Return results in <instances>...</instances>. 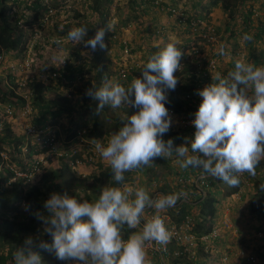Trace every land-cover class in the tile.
Here are the masks:
<instances>
[{"label": "clouds", "instance_id": "1", "mask_svg": "<svg viewBox=\"0 0 264 264\" xmlns=\"http://www.w3.org/2000/svg\"><path fill=\"white\" fill-rule=\"evenodd\" d=\"M87 33L86 27H76L68 32L66 39L93 52L98 46L106 47L104 28H98L94 36L86 39ZM252 40L253 35L248 33L242 37V42ZM131 51L134 55L133 49ZM26 52L29 59L39 57L37 53L32 54L29 47ZM218 54L227 55L225 45L219 46ZM182 55L175 43H167L150 56L141 68L142 76L134 78L127 87L105 78L102 86L85 91V96L98 102L96 114L106 105L113 109L122 105L138 109L130 116L121 117V126L106 142L93 139L95 152L110 167L112 179L122 186L102 187L94 202L84 199L83 195L77 199L67 193H51L43 205L47 214L34 213L43 225V232L51 236V243L26 238L23 246L13 254L14 264H43L36 248L53 253L58 260L72 259L78 264H151L147 246L154 242L166 248L172 235L161 213L167 209L171 212L177 201L188 195L183 191L167 194L162 190L165 194L153 199L143 187L123 183L125 173L152 167L156 158L168 159L175 154L181 168L200 169L203 172L197 174L206 175L205 179L214 177L232 188L240 185L239 177L244 173L263 179L264 173L260 175L261 169L257 166L264 159V66L235 59L233 70L226 76L217 69L211 72L215 73L212 77L215 82L197 90L201 103L193 114L192 126L181 127H193L194 135L184 137L185 144L174 146V138L167 141L162 138L167 132H178L179 129L171 127L173 121L165 102L168 99L166 93L177 86V77L187 69L191 70L187 65L179 72ZM6 82L5 86L10 88L8 79ZM182 111L188 113L179 112ZM183 134L187 136L188 133ZM188 144L190 147L186 146ZM182 173L177 177V184ZM203 189L207 195L206 183ZM156 190L161 189L154 188L151 193ZM260 190L264 191V184L260 185ZM28 207L25 205V210ZM147 208L154 209V214L146 219L139 231L124 239L121 229L125 225L137 229ZM220 215L223 218L222 213L217 217ZM215 223L217 226V220Z\"/></svg>", "mask_w": 264, "mask_h": 264}, {"label": "rangeland", "instance_id": "2", "mask_svg": "<svg viewBox=\"0 0 264 264\" xmlns=\"http://www.w3.org/2000/svg\"><path fill=\"white\" fill-rule=\"evenodd\" d=\"M50 4H56L57 12L56 14L60 13V15H55L53 19V23L50 25L51 30L54 29V24L56 19L60 16V21L65 18L66 12L65 9H71L72 14L74 15V11H80L81 13L85 14V18L83 17L84 23L87 26H90L95 32L98 28H102L100 24V17L97 15V13L92 12L90 8H88L90 0H48ZM148 1V0H146ZM162 3L165 5L163 8L160 9H154L150 10L148 13L144 12L143 8L144 5L137 6L136 3L133 0H114V2L108 6V13H107V25L110 27L117 26L120 32V35L117 39H119L117 42L108 39L107 37L104 38L106 47L101 49L99 46L97 47L96 52L97 54L94 58V56L87 57L88 61L85 65H81L85 70L86 73L84 75V79L80 81H74L71 87L68 89L70 92V95L72 96L74 102L76 103L73 112H65L63 115H61L59 118H56L55 120L49 119L47 121L48 125L52 128L56 127L58 129L59 134L62 136L64 141L69 142L71 136H79V138H76V141H82V142H92L89 140L88 136L86 134L89 132V129L92 126V122L87 120L90 119V111L92 109H96L98 102L93 101L90 97L85 96V91L91 87H97V82L100 83V86H102L105 77L102 80H98V65L99 63H102L103 60L100 59V56H103L107 54L106 57H104V60H107L108 55L112 49H114V46L116 47L113 51L115 53L114 59H108L107 63H110V65L115 68V66H121L122 63L126 61V55L123 53V47L122 42L124 39L128 42L129 47L133 49L134 56L138 59V61L145 62L146 59L150 58L151 55L156 53L155 48L152 47H158L163 48L167 43H175L181 44V43H187L186 46L187 49H197L198 55L200 56H211V53L215 52L214 55L216 57V54L218 53V48L221 44L225 45V51L227 53L226 56L219 57L222 58V60L218 61L220 64V67L222 70L221 75L226 76L227 73L230 70H233L234 63L233 61L235 59H241L244 62L248 63V57L249 54L252 52V50H255L258 53L264 52V37L258 38L256 37L257 31L261 27L260 25V19L264 23V0H254L255 5H260L259 8V16H252L250 19L249 13L247 12L249 3L241 4L239 3L236 6V13L235 18H231L229 14L225 12V9L221 6V4H214L211 2V0H203L202 2H198L199 0H186V3L184 4V0H161ZM249 1V0H248ZM246 1V2H248ZM239 0H237V3ZM208 3V4H207ZM175 4L181 8L182 6L187 7V10H185L184 7H182V10H185L187 12L190 11L192 13L193 11L198 13V11L206 13L207 19L205 22H208L209 24H214L218 26L221 30V36L219 38V41L217 43L213 44V50H209L211 45L207 42L201 40L198 33L192 32L190 28L184 27L182 25H179L177 21V14L175 16H171L169 13L168 8H170L169 5ZM240 10V11H239ZM239 11V12H238ZM195 14V13H194ZM240 15V16H239ZM239 16V17H238ZM110 17V18H109ZM236 19V20H234ZM99 20V21H98ZM98 21V24L96 23ZM215 21V22H214ZM248 21V22H247ZM95 22V24H93ZM85 26V25H84ZM98 26V27H97ZM112 26V27H113ZM111 27V28H112ZM49 28V30H50ZM234 29L235 36L233 37L230 35V30ZM48 30V31H49ZM109 30V29H108ZM47 31V32H48ZM245 33H248L250 35H253V42H242V37ZM60 34H64L62 30H60ZM92 35V36H94ZM118 35V34H117ZM89 35V37H92ZM115 39V38H112ZM224 39V40H223ZM112 42V44H110ZM69 46V47H68ZM61 49L57 52V55L52 56V52L49 51V48H47L44 52V57L40 59V65L43 64L42 68H39L38 64L34 63L33 71L40 72L41 74L37 73L40 76L43 75H49V70L53 66H58L60 57L63 55H72V51L74 48V45H69V41H66L64 45L60 47ZM29 50H32L33 53H38L36 51V48L29 47ZM13 51V52H12ZM11 54H9V62L19 60L23 57L27 58V52L24 49H15L12 50ZM87 53L91 54V49H87ZM60 53H63L62 55ZM66 53V54H65ZM102 53V54H101ZM74 56V55H73ZM110 56V57H113ZM200 56L192 58L191 61H189L188 66L191 69H195L198 72L201 71V69L204 66L202 61L199 59ZM59 57V59H58ZM94 61V69L88 68V63L91 64ZM100 59L99 61H97ZM82 63V62H81ZM259 66H264V63L260 61ZM89 69V70H88ZM20 75L25 76L24 73H20ZM4 76V77H2ZM0 78H2L1 85L4 87V89H7L5 86V83H7V79H9L8 76H5L4 73H0ZM113 75L108 77V79H112ZM178 78V83L175 88V90L168 91L167 97L170 92H174L177 95H180L183 92V89H181L183 83H186V85L192 84L191 82L192 78L190 77V73L187 71H184L181 73ZM189 83V84H187ZM127 87V85L125 86ZM191 87V86H189ZM188 87V88H189ZM197 87H199L197 85ZM205 85L200 87V89H203ZM64 91H66L64 88H62ZM186 90V89H185ZM68 92V91H66ZM184 93V92H183ZM54 96V93L51 91L48 94V98H52ZM12 97V96H11ZM85 98V100L83 99ZM81 99V100H79ZM1 108H0V135L6 134V126H9L13 131V136H18L20 139L22 138L23 133L26 131L27 124H30L33 120L34 116L37 114L36 112L39 111V108L37 109L36 106H34L33 103L31 104V112L25 113L24 106L22 107V104L17 102L16 99L8 97V100L1 101ZM10 108L11 112L8 113L6 109ZM124 109V108H123ZM120 111H107L106 114L102 117L104 124L108 127L112 126V128H109L111 133L118 131L119 127L121 126L120 121L121 117L125 115H132L138 110L136 108L127 107V109ZM106 107L104 108V111H106ZM34 111H36L34 114ZM127 114H124V113ZM119 117V123L116 122L115 118ZM86 118V119H85ZM115 129V130H113ZM178 130V128H177ZM184 131H169L167 134L172 135V138H174V146H180L182 144H185L184 137H193V136H186L183 133H188V129L184 128ZM192 132V131H191ZM110 133V132H109ZM108 133V134H109ZM110 133V134H111ZM174 135V136H173ZM110 136V135H109ZM108 136V137H109ZM70 138V139H69ZM74 138V137H73ZM84 140H83V139ZM107 140V139H106ZM24 144L21 148L22 155L17 154V148L15 149L17 145V141H13V145L3 143L4 151L1 152V155L4 156L6 159V163L9 164L14 169H17L19 171H22V166L19 164V161H23L24 163L28 164L30 163V157H29V151L31 150V146H33V143L27 136L23 139ZM66 142H64L65 145H68ZM72 142V141H70ZM15 146V147H14ZM59 146V145H58ZM190 147V144L186 145ZM15 149V151H14ZM39 153L35 154L32 158L33 159L36 156L42 157L45 159L46 163L44 167L41 169V171H32L30 168L28 170L25 169L24 171L31 170L32 175L27 177L26 180L23 179L22 184L19 183L10 185V183L19 182L16 181L17 179H20L21 176L17 175L14 178H11L7 184L5 185L8 187L7 191L16 192L18 191L19 194L25 195L27 191V187L29 185L38 184L41 185L42 178L44 173L49 172V178L47 180H43L42 183L44 186L47 185L46 181H51L53 177V171L57 170L60 165L59 162L55 159L52 154L44 150L42 148L38 147ZM264 160V159H262ZM103 165L102 169L107 168V164L102 160ZM32 163V162H31ZM3 164L0 165L2 167ZM88 164L83 163L78 168L71 169L70 173L68 175H65L64 178V186L67 187V189H70L75 185V182L79 179V177H85L83 176L88 175L89 173L95 174V171L100 169L97 165L94 166L92 169H89L87 167ZM264 168V166H263ZM22 169V170H21ZM257 169L260 170L262 167H260V164L257 166ZM95 170V171H94ZM182 170H185L179 166V163L177 162V158L175 154H173V157L164 159V158H156L154 160V165L152 167H145L142 170L131 172V173H125V180L123 183L129 184L134 187H143L148 194L154 191V188H159L167 194L172 193H179L181 191L187 192L186 190H181L180 187H178L177 184V177L182 172ZM99 171H97L98 173ZM197 172H203L202 170H197ZM51 173V174H50ZM90 175V174H89ZM19 177V178H17ZM26 177V176H24ZM242 180L240 181V185L236 188L229 187L226 185L223 181H219L216 183L221 189V192L217 193V197L220 200V203L218 205L219 212L224 214L229 210V216L231 217L232 221V228H226L224 225V219L222 216L217 217V226L220 228L221 233V239L223 243V250L226 252L228 251H236L239 249H249L252 253L255 255H258V249L261 247V243H263L264 239V232L261 231L260 234L258 233V230H256V226H260V224H264V220L260 221L257 219V214L253 213L251 208V203L253 200L258 199L260 196H262V193H259L260 190V179L257 175L256 177H251L249 175L241 176ZM21 181V179H20ZM109 178L106 176L101 177L98 184H100V187L104 186H110ZM122 185H119V187ZM84 187V185H82ZM215 187V186H214ZM74 189H77V187H73ZM80 198L81 195H83L84 199H87V197H90L89 201L94 202L97 200L94 194L87 191L83 193V189H79ZM188 193V192H187ZM193 196L196 197L197 194L195 192ZM264 193V191H263ZM47 197L50 196V191L47 193ZM198 197V196H197ZM264 201V200H262ZM25 205H28L27 202L24 200H20V205L17 210L19 215L21 217L23 216L27 221L31 223L30 227L34 228V232H40L39 233V239H44V241H47L48 243H51V236L47 235L43 232V225L40 221H38L34 214L30 213V207H28V210H25ZM193 212H196V208L194 211V208L192 207ZM171 213H172V209ZM43 212V211H41ZM86 219V218H85ZM0 253H8V250L3 245L0 247ZM43 264H66L69 262V260L61 261L55 258V255L53 253H49L48 251H43L40 255ZM206 262L208 264H242L238 257H232L228 261L222 262L218 259L217 256H211L206 257ZM7 264H14V260H10ZM196 264H200L199 262Z\"/></svg>", "mask_w": 264, "mask_h": 264}, {"label": "trees", "instance_id": "3", "mask_svg": "<svg viewBox=\"0 0 264 264\" xmlns=\"http://www.w3.org/2000/svg\"><path fill=\"white\" fill-rule=\"evenodd\" d=\"M12 0H0V55L3 54L4 58H9V54H11L12 50H15L19 47L24 48V50L28 49V40L30 39V35L25 33V31L22 28H19L18 25L14 23V20L10 17V10L13 9V5L11 4ZM18 3V10L20 12V9H23L22 14L26 11L29 10L30 13H32V18L34 21H38L43 15L46 10L49 9V5L51 8H57L56 4H49L45 0H16ZM91 2L88 5V8L92 12L97 13V15L101 18L100 19V24L101 27L104 28L105 30H108L107 27V13H108V6L111 5L114 0H90ZM145 1V0H144ZM239 0L237 3V0H211L212 3L214 4H221L223 9H225V12L229 14L231 18H235V13L236 11V6L241 3V4H246L249 3V7L247 9V12L249 13L250 19L253 16V14L256 13L254 12L255 8V1L254 0ZM200 2V1H199ZM144 7L143 10L144 12H149L150 10L154 9H160L163 8V3L156 4L152 0L145 1L143 3ZM236 11V12H235ZM240 11V10H239ZM238 11V12H239ZM66 16L60 21V16L58 19H56L55 24H54V29L51 30L50 25L54 22L52 19V23L49 25L47 32H45L46 36V41L44 44L40 43L39 41L34 45V48H36V51L38 52L37 57L39 60L44 57V51L49 48V51L52 52V56L57 55L58 51L61 49L60 47L65 44L68 32L76 27H81L84 26L88 29V33L86 36L87 38H90V36L94 35V30L90 28V26H87L84 23L83 17L85 18V14L81 13L80 11H74V15L71 12V9H65ZM184 14L191 19L193 16V13L187 12L184 10ZM60 15L54 14V16ZM21 16V14H20ZM198 16V15H197ZM240 16V15H239ZM238 16V17H239ZM199 17V16H198ZM201 17V16H200ZM207 17V16H206ZM205 17V18H206ZM110 18V17H109ZM236 20V19H234ZM99 21V20H98ZM98 21L96 23L98 24ZM248 22V21H247ZM95 24V22H93ZM260 25L261 27L257 31L256 37L262 38L264 37V23L260 19ZM98 27V26H97ZM217 35L221 36V30L218 26H215ZM115 32L111 33L110 31L108 34L114 37V40L118 41V36L115 37V33L119 31L118 27H115ZM60 30L63 31L64 34H60ZM230 35L233 37L235 36V31L234 29L230 30ZM111 37V38H112ZM106 38V37H104ZM60 40L61 43L57 44L56 41ZM224 40V39H223ZM122 42V47H124V42ZM253 42V40L251 41ZM69 44L75 45L73 42L69 41ZM77 45V44H76ZM82 45V44H81ZM83 46V45H82ZM81 47H75L73 51L75 54L77 51L84 53L87 51L86 48L80 49ZM90 49V48H88ZM72 51V54H73ZM13 52V51H12ZM62 55V53H60ZM66 54V53H65ZM92 54L94 52L92 51ZM63 55V56H67ZM79 57H81L79 55ZM216 58L218 60H222L221 57H219L218 53L216 54ZM34 59V57H33ZM149 59V58H148ZM146 59L145 62L143 61H138L136 63V67L134 70H131L130 72H127L128 74L124 77L123 74L121 73V68L122 66H115L113 68L110 63H108V68L105 66H98V80H102L104 77L108 78L113 75V79L115 82L120 83L123 86H128L131 81L132 77L138 72V67L141 69L142 66L148 61ZM67 62L65 64H62L61 60L59 62L58 66H53L49 70V75L51 77V83H46L43 79H40L37 73L41 74L40 72L32 71L30 76H35L31 79L32 82H29V85L33 89V96L30 97L31 103L36 106V108H39V111L36 112L34 111V114H36L31 121V124L37 126L39 129L44 130L47 126L48 123L47 121L49 119L55 120L56 118H59L61 115H63L65 112H73L74 111V106L77 102H74L72 96L70 95L69 88L73 84L74 81H80L81 79H84V75L86 73V70L81 66V63H79V60L74 58L73 55H69L66 57ZM248 63H252L256 66L260 65V61L264 63V52L258 53L255 50H252V52L249 54L248 57ZM39 68L43 67V64L40 65V62H37ZM208 65V63H206ZM204 63V68L201 69V71H197L195 69H187V71L190 73V77L192 78L191 82L192 84L186 85V83H183L181 86L183 89V92L180 95L176 96L175 91L170 92L167 101L165 102V107H170V105L175 106V109L177 111H187L190 114H194L197 110L198 107L201 103V97H199L196 93L197 90H200V87L203 86V84L206 86L210 84L212 81V77L215 75V73H211L208 71ZM93 68V67H92ZM187 68V67H186ZM221 68V67H220ZM90 69V68H89ZM88 69V70H89ZM217 70H219V66H217ZM54 72H57L59 76L52 77V74ZM221 72V70L219 71ZM12 77L15 79L16 77H22V75H17L16 73L11 74ZM224 76V75H222ZM30 80V79H29ZM2 78H0V108H1V101L8 100V97L16 99L17 102L22 104V107L26 104L27 99L21 96L17 90L16 87L18 83L14 80V87L15 88H7L4 89V87L1 85ZM100 82V81H99ZM97 82L98 87H100V83ZM197 85L199 87H197ZM191 86V87H189ZM189 87V88H188ZM62 88H64L66 91H64ZM186 89V90H185ZM54 93V96L52 98H48V94L50 92ZM12 96V97H11ZM85 100V98H83ZM81 100V99H79ZM125 105H122L119 108L113 109L110 106H105L106 111L104 109L99 113H95V109H92L90 111V119H87L92 122V126L89 129V132L86 134L88 136L89 140L92 142H82L83 145L80 146L81 149H88L90 147L94 148V143L93 139H98L101 140L102 142H106L108 139V136L110 135L111 131L109 128H112V126L108 127L104 124L103 121V116L106 114L107 111H120L121 109L124 108ZM37 108V109H38ZM138 110V109H137ZM1 112V111H0ZM36 112V113H35ZM86 119V118H85ZM116 122L119 123L120 118L116 117L115 118ZM115 130V129H113ZM178 131H184L183 128L179 127ZM192 131V132H191ZM54 132V138H53V143H55L56 146H58L59 150H66V151H71L72 149H77L78 152L76 153L75 156L70 157L74 163L76 162V158H80L81 160H84L85 164H88L87 167L89 169H92L94 166L100 167L98 170H94L95 174L89 173L88 175H83L85 177L81 176L79 179L75 182V187L77 189H74L71 187L70 189H67L66 186H64V178L65 175H68L71 169H75L71 160H66L67 158L64 156H60L57 154L56 149H52L51 146H45L42 149L49 151L52 156L55 157V159L59 162L60 167L53 171V177L51 181H46L47 185L44 186L42 183L44 182L43 180H47L49 178V172L44 173L41 185L38 184H33L29 185L27 188V191L25 195H21L16 192L12 191H7L8 187L5 185L7 182L11 179L16 177V171L14 170L13 167H11L9 164L6 163V159L4 156L1 155V152L4 151L3 143H7L10 145H13V141H17V145L15 149L17 148V154L20 156L22 155L21 153V148L22 145L24 144L23 139L27 136L26 131L23 133L22 138L20 139L18 136H13V131L9 126H6V134L0 135V247L3 245L5 248L8 250V253H0V264H7L10 260H13V254L16 251L18 247H22L24 244V241L28 237H32L34 240H44V239H39V233L40 232H34V228L30 227L31 223L27 221L23 216L19 215L17 212L19 205H20V200H24L25 202L28 203V206L30 207V213L34 214L37 211H43L45 214L46 210L44 209L43 205L44 202L48 199L47 197V192L50 191V193H59V194H64L67 193L70 196H74L77 199H80V191L79 189H83L84 192H91L92 194L95 195V197L98 199L100 192H101V187L98 182L100 181L101 177L106 176L109 178V183L110 186H117L119 187L118 184L112 179L111 175V169L109 166H107L106 169H102L103 162L102 158L99 156L98 153H95V148L94 151H89V155L92 156V160L89 158H84L77 146L69 148L72 146L74 143L78 142L76 141V138H79V136H71L70 141L72 142H66L62 138V136L59 134L58 129L56 127L53 128ZM110 132V133H109ZM188 132H190V136L194 135L195 129L188 128ZM109 133V134H108ZM176 133V132H175ZM45 135V134H44ZM43 135L44 138H47ZM52 135H49V138H51ZM74 137V138H73ZM165 141L168 139H173L172 135L169 134H164L162 137ZM83 139V138H82ZM84 140V139H83ZM64 142H66L68 145H65ZM38 145H33L31 146V150L29 151V157H30V163H24L23 161H19V164L22 166L21 168L23 170H27L28 165L29 167L31 166L32 158L35 154L39 153L40 150H38ZM40 148V147H39ZM69 148V149H68ZM14 149V151H15ZM89 150V149H88ZM191 154V152H190ZM264 160H261L260 162V167L261 169V174L264 173ZM92 167V168H91ZM30 168H28L29 170ZM76 170V169H75ZM197 170L195 168H187L183 170L181 175H184L186 178L190 177V175H196ZM97 171H99L97 173ZM51 174V173H50ZM249 175L248 173H244V176ZM250 176V175H249ZM252 178L254 176H251ZM19 178V177H17ZM21 179V181H20ZM20 179H17L16 181L19 180V182L15 183H10V185L13 184H22L23 179L26 180L25 177H20ZM240 181L242 180L241 177H239ZM206 181V187H208V193L206 196H201L202 192H199L200 190H196V186H190V185H182L178 183V187L181 188V190H186L188 192V195L186 198H181L177 201L176 205L174 208H172V213L175 214L176 211L181 213L183 216H190L193 218V221L195 222V229L196 231H199V233H209L212 228L216 225V218L218 215L219 211V203L220 200L217 197V193L221 192V189L218 185H216L217 182L220 180L214 178V177H209L208 179H205ZM260 183L264 184V177L263 179H260ZM16 184V185H17ZM84 185V187H82ZM215 186V187H214ZM182 192V191H181ZM195 192L197 194L196 197L193 196ZM259 193H262V196H260L258 199H255L251 203V208L253 213L257 214V219L260 221L264 220V193L263 191L259 190ZM149 196H152V193L149 194ZM90 197H87V200H89ZM196 212H193V209ZM183 219H180V221ZM258 230V233L260 234L261 231L264 232V224H260V226H256L255 228ZM139 229H129L127 225H125L121 229V234H125L124 237H128L131 233L138 231ZM261 236V234H260ZM209 246V250L206 251L205 249L199 248L197 251L195 257L193 259H189L187 256L182 260L181 264H196V263H201L204 264L203 262H206L204 257H211V256H217L219 260L222 262L226 261L225 260V255H228L229 257H238L239 260L241 261L242 264H264V239L263 243H261V247L258 249V255H255L252 253L249 249H244L246 253H248L253 259L251 260L247 255L245 256H240L238 255V251H228L226 252L223 250V243L221 237L214 238L213 241H209L207 243ZM36 251L39 252L41 255L44 250H41L39 248L35 249ZM204 259V261H201ZM257 261V262H256ZM72 262V259H69V262L66 264H70ZM62 264V263H60Z\"/></svg>", "mask_w": 264, "mask_h": 264}, {"label": "built area", "instance_id": "4", "mask_svg": "<svg viewBox=\"0 0 264 264\" xmlns=\"http://www.w3.org/2000/svg\"><path fill=\"white\" fill-rule=\"evenodd\" d=\"M49 3L48 0H45ZM156 4L162 3L161 0H152ZM11 4L14 6L12 10H10L9 14L10 17L14 20V23L18 25L19 28H22L26 35L29 34L31 37L28 40L29 47L33 48L34 45L39 41L40 43L44 44L46 41L45 32L48 30L49 25L53 22L52 16L57 12V8H51L49 5V9L44 12V15L36 22L32 18V13H30L29 10H26L23 14V9H20V12L17 8L18 3L16 0H12ZM50 4V3H49ZM163 7V6H162ZM170 15L177 14L176 18L179 23V25H182L184 27L190 28L192 32L198 33L201 40L205 43L211 45L209 50H213V44L217 43L219 41V35H217V31L214 24H209L205 21H203L199 17H192L189 19L184 13V11L177 9L175 7L168 8ZM21 14V16H20ZM187 43H181L177 44V47L180 49V51L183 53L182 58L180 60L181 69L179 72H182L186 69L187 65L189 64V61H191L192 58L198 57V51L197 49H187ZM189 48V46H188ZM124 53L127 56L126 61L122 63L121 73L125 77L131 70H134L136 67L137 60L135 56L133 55L131 48L129 47L128 42L124 41ZM213 53V52H212ZM211 53V56H200V60L202 63L206 65L209 72H214L217 69L218 61L216 57L213 56ZM59 59V57H58ZM60 60L62 64H65L67 62L65 56H61ZM37 62V58L35 59H29V58H21L16 61L9 62L8 58H4L3 54L0 55V73H4V75L8 76V85L10 88L14 87V80L18 83L16 90L17 92L27 99L26 104L24 105L25 113L31 112V100L30 97H32L33 89L29 85V82H32L33 77L30 76L33 71L34 63ZM60 62V61H59ZM12 73H16L17 75H20V73H24L25 76L16 77L15 79L12 77ZM42 75V74H41ZM59 76L57 72H54L52 74V77ZM31 77V78H30ZM40 79H43L47 83H51V77L49 75H43L39 76ZM30 79V80H29ZM169 110V113L172 117V126L171 127H191V121L195 118L193 114L185 113V112H179L174 107H166ZM8 113L11 112V109H6ZM26 134L27 137L35 144L38 145L40 148H43L45 146H51L52 149H56V152L58 155H62L66 157V160H71L74 168H78L80 165H82L84 160H81L80 158H76V162L70 158L72 156H75L78 152L77 149H72L71 151L66 150H59L58 146L53 143L54 138V132L53 128L49 125L44 129L41 130L37 126L33 124H27L26 126ZM45 134V135H44ZM43 135L47 138H44ZM49 135H52L51 138H49ZM82 142H76L69 148L77 146L84 158H89L92 160V156L89 155V151H94L93 147H90L88 149H81L80 146H82ZM68 148V149H69ZM96 153V152H95ZM46 161L42 157L36 156L31 165L32 171H41V169L44 167ZM16 171V175L19 176H26L29 178L30 175H32L31 170L29 171H19L17 169H14ZM85 175V174H84ZM206 175L204 174H196V175H190V177L186 178L184 175H181L179 177L178 182L182 185H195L196 188L202 192V196L206 195L205 190L203 189V186L205 185ZM159 194H165L162 190H156L151 198L155 199L157 195ZM175 207V206H174ZM173 207V208H174ZM154 214V209L147 208L144 213V217L141 219V225L138 227L140 228L143 226V224L146 222V219L151 218V216ZM162 218L164 219L165 225L168 228V230L171 232V240L167 244L166 248L163 246L156 245L154 242L149 244L147 246V254L148 259L151 261V264H181L182 260L187 256L189 259H193L199 250V248L205 249L206 251L209 250V246L207 243L209 241H213L214 238L221 237L220 228L218 226H214L212 230L209 233H199V231H196L195 229V222L193 221V218L190 216H183L181 213L176 211L175 214L171 213L168 209L161 213ZM180 219H183L180 221ZM224 225L226 228H232V221L231 217L229 216V210L224 214ZM138 230V231H139ZM132 234V233H131ZM130 234V235H131ZM124 239H127L128 237H124L125 234H121ZM248 253L244 249H241L238 251V255L245 256ZM251 260L253 257L250 255H247ZM246 257V256H245ZM229 256L225 255V260H228ZM70 264H78L76 260H72Z\"/></svg>", "mask_w": 264, "mask_h": 264}, {"label": "crops", "instance_id": "5", "mask_svg": "<svg viewBox=\"0 0 264 264\" xmlns=\"http://www.w3.org/2000/svg\"><path fill=\"white\" fill-rule=\"evenodd\" d=\"M127 1V0H126ZM135 3H136V5L139 7V6H141L142 7V5H143V3L146 1H144V0H133ZM149 1V0H148ZM199 1H203V0H199ZM198 1V2H199ZM186 3V0H184V4ZM208 4V3H207ZM163 6H165L164 4H163ZM170 7H175V8H177V9H180V10H182L181 8L182 7H184V6H182L181 8H179V6H177V5H175V4H171V5H169ZM261 6L260 5H255V8L253 9L254 10V12L256 11V13H255V15L254 16H256V15H258L259 16V14H260V12H259V8H260ZM185 8V10H187V7H184ZM182 11H184V10H182ZM190 12V11H189ZM193 13V16L192 17H198L199 16V18H201L203 21H206V19H207V17H206V13H203V12H200V11H198V13H196V12H192ZM195 13V14H194ZM198 15V16H197ZM171 16H175V15H171ZM201 16V17H200ZM206 17V18H205ZM264 18V17H263ZM215 22V21H214ZM112 26H113V24H112ZM110 26L109 28L107 27V29H109V30H105V37H107L108 39H110V40H113V41H115V42H117V40H114V39H112V38H114V37H112V36H110L111 35V33L113 32H115V27H117V26ZM112 27V28H111ZM111 32L110 33V35L108 34V32ZM116 35H114L115 37H117V36H119L120 35V32L118 31V32H116L115 33ZM118 34V35H117ZM112 37V38H111ZM119 40V39H118ZM110 44H112V42L110 43ZM69 45H73V44H69ZM81 47L80 49H84V47L81 45V44H77V45H74V48L75 47ZM69 47V46H68ZM73 48V49H74ZM116 47L114 46V49H115ZM152 48H155V50H157V49H159L158 47H152ZM114 49H112V51H110V53H109V55H108V58H107V60H104V57H106L107 56V54L106 55H104V57L103 56H100V59L101 60H103L102 61V63H99V65L98 66H105V67H107L108 68V59L110 60V59H114V56H113V54L115 55V53H114ZM162 48H160L159 50H161ZM63 54V53H62ZM97 53L96 52H94V54H92V52H91V54H89V53H87L86 51L84 52V53H81V52H79V51H77V53L75 54V52L73 51V54L72 55H74L73 57L74 58H76V59H78L79 60V63H81V65H85L86 64V62L88 61V59H87V57L89 58V57H93L94 56V58L95 59H97L96 57H95V55H96ZM102 54V53H101ZM79 55L81 56V57H79ZM69 55H67L66 57H68ZM110 56H113V57H110ZM91 57V58H92ZM100 59H98L97 61H99ZM91 60V59H90ZM40 62V61H39ZM91 62H92V60H91ZM93 64H94V61L91 63V64H89L88 63V68H92V69H94V66H93ZM219 70H221V72H222V70L223 69H221L220 68V65H219ZM218 70V71H219ZM142 76V73H141V69L139 68V71L132 77V80L134 79V78H137V77H141ZM177 77V76H176ZM113 79V78H112ZM168 94V93H167ZM169 96V95H168ZM125 109H127V106L125 105L124 106V109L123 110H125ZM124 114H127L126 112L124 113Z\"/></svg>", "mask_w": 264, "mask_h": 264}]
</instances>
